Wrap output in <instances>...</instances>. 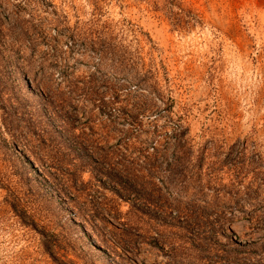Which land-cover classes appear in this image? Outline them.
<instances>
[{
    "label": "rangeland",
    "instance_id": "1",
    "mask_svg": "<svg viewBox=\"0 0 264 264\" xmlns=\"http://www.w3.org/2000/svg\"><path fill=\"white\" fill-rule=\"evenodd\" d=\"M0 264H264V0H0Z\"/></svg>",
    "mask_w": 264,
    "mask_h": 264
},
{
    "label": "trees",
    "instance_id": "2",
    "mask_svg": "<svg viewBox=\"0 0 264 264\" xmlns=\"http://www.w3.org/2000/svg\"><path fill=\"white\" fill-rule=\"evenodd\" d=\"M123 157L126 156L122 155V157L118 158ZM112 159L113 156H109L107 153H103L101 156H99V161L108 163L107 167H103V174L115 182V185H117L120 193L128 195L129 192L135 190V194L139 196V198L143 200L144 203L148 204V195H143L141 194V192H138L135 189L136 183L134 182L140 177L135 173V168L130 163L123 161L118 162V164L120 165L119 167H114V165L112 164V162L114 161H112Z\"/></svg>",
    "mask_w": 264,
    "mask_h": 264
}]
</instances>
